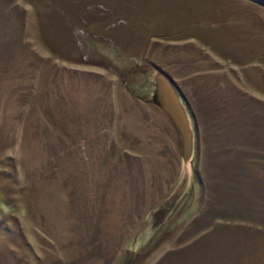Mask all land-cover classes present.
<instances>
[{
    "label": "rangeland",
    "instance_id": "374dc122",
    "mask_svg": "<svg viewBox=\"0 0 264 264\" xmlns=\"http://www.w3.org/2000/svg\"><path fill=\"white\" fill-rule=\"evenodd\" d=\"M0 264H264V0H0Z\"/></svg>",
    "mask_w": 264,
    "mask_h": 264
}]
</instances>
